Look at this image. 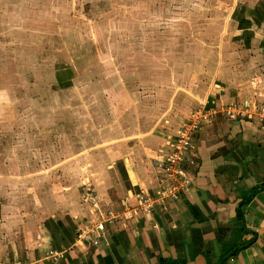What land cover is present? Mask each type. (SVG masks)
<instances>
[{
	"label": "rangeland",
	"instance_id": "rangeland-1",
	"mask_svg": "<svg viewBox=\"0 0 264 264\" xmlns=\"http://www.w3.org/2000/svg\"><path fill=\"white\" fill-rule=\"evenodd\" d=\"M234 1L0 0V199L12 214L81 198L129 126H161L216 81Z\"/></svg>",
	"mask_w": 264,
	"mask_h": 264
},
{
	"label": "crops",
	"instance_id": "crops-1",
	"mask_svg": "<svg viewBox=\"0 0 264 264\" xmlns=\"http://www.w3.org/2000/svg\"><path fill=\"white\" fill-rule=\"evenodd\" d=\"M226 34L217 80L181 97L178 117L167 108L161 126H129L126 136L113 140L81 198L76 192L75 200L63 195L52 212L28 203L22 215L12 214L0 199L1 264H264V126L257 118L219 112L205 121L195 139L197 164L187 189L176 200L132 213L138 194L158 188L154 160L171 150L193 107L264 103V0H235ZM58 68L71 76L70 67ZM8 101L0 103L2 118ZM94 202L118 217L108 219L95 242L83 248L75 245L76 229L101 218ZM51 250L64 253L51 257Z\"/></svg>",
	"mask_w": 264,
	"mask_h": 264
},
{
	"label": "built area",
	"instance_id": "built-area-1",
	"mask_svg": "<svg viewBox=\"0 0 264 264\" xmlns=\"http://www.w3.org/2000/svg\"><path fill=\"white\" fill-rule=\"evenodd\" d=\"M216 107H205L200 105L195 108L192 117L186 120L177 131L171 150L154 161L159 172V185L153 193L144 191L137 196L138 205L132 209V213L139 211H149L156 203L164 204L167 199L176 200L180 197L182 191L187 189L191 176L190 170L197 164V153L195 150V139L200 127L207 120H212L219 112H225L228 117H247L257 118L264 126V103L245 104L233 102L227 105ZM95 209L99 212L101 218L96 216L79 223L75 234V245L83 248L95 242L100 232L105 230L106 221L114 220L117 216L110 210L107 214L100 210L95 203ZM63 251L51 250L49 256L58 257L63 255ZM1 264V263H0ZM7 264H32L31 262H22L15 260Z\"/></svg>",
	"mask_w": 264,
	"mask_h": 264
}]
</instances>
